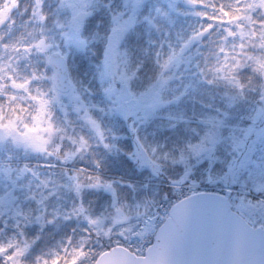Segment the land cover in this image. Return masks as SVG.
Segmentation results:
<instances>
[{"label":"rangeland","instance_id":"rangeland-1","mask_svg":"<svg viewBox=\"0 0 264 264\" xmlns=\"http://www.w3.org/2000/svg\"><path fill=\"white\" fill-rule=\"evenodd\" d=\"M154 1L156 4H161L159 0H116L115 2L112 0L108 3L111 17L109 25H106L108 32L105 45L100 52L103 65L101 74L104 78V85L98 94L91 96L90 94L86 95L75 85L73 81V78H76L75 72H73L71 90L67 94L57 93L53 85V71L48 56L52 50H59L69 59L78 62L76 57H79L80 54H86L90 42L82 33L91 25L93 17L101 9L100 0H32L33 16L27 17L29 19L22 24L23 28L20 32L25 30L24 34L26 33L29 20H32L30 24H33V21L42 24L47 20L48 14L52 16L54 26L49 27L50 34L45 37L42 36L43 39L36 41L35 44L29 47L35 55L31 49H29L31 54L28 56L29 52L27 54L22 52L26 47H22V50L17 51L16 48L20 45H17V39L12 37L9 40V48L4 55L0 56V91L5 90L8 94L5 101L0 103V107L7 110L18 108L24 115L12 117L13 114H10V117L8 115L4 122H0V155L36 159L52 154L54 156L53 161L56 162V164H52L57 165V168H61L60 163L61 165H67V162L73 161L75 162L74 169L83 170L87 168L97 173L100 171L101 165V161L95 157V150H98V148L96 149L94 145L87 143L84 137L82 139L80 136H83V133L90 134L93 137L91 142L97 143L104 154H108V150L113 148V144L116 143L118 138H111L105 131L106 122L103 120L102 115L111 112V115L118 119L122 118L129 124L133 123L132 126L134 125L135 131H141L142 122L144 123L148 118L156 116L158 110H160L159 108L165 109L170 104L171 100L165 96L166 90L177 85L179 87V85H183V82L185 88L191 86L195 90H200L201 85L204 88L206 83L209 86L214 85L217 77H224L227 68H229L228 72L230 73L229 55L238 53L241 40L248 38V36L255 39L259 35L261 41L256 43V48L258 47L261 50L263 56L261 66H259L261 69V84L258 85V89L257 86L251 87L250 94L245 93L242 100L244 103L243 105L239 104V113L236 115L234 123L231 124L229 119L228 122L226 120L220 121L217 124L219 127L214 129L217 130L216 135H209L207 144L190 153L185 162L190 164L191 173L199 171V176L208 164L207 175L209 176L208 173L214 167L213 163H209L211 160L213 162L215 159L218 162L221 160L220 163H227L229 169H233L235 164L242 171L228 172L227 175H232L238 179L237 175L245 174V179L248 181H245L244 186L247 189L253 188V190L264 191V156L256 158L253 153H250V147L252 150V147L255 146V149L257 143L264 139V19L258 20L259 15H264V0H254L251 7L245 4L246 16L243 17L247 19V22L244 21L245 24L241 20L232 21L231 19L227 22L221 20V23L215 26L214 31L201 42L194 39L197 32L201 30H197L195 34L194 32L189 34L190 28H185L182 22V33H179L180 36L172 40L173 45L177 44L176 47L169 48L170 56L166 57L161 63V74L164 78L154 84L153 88L135 91L130 84L131 75L127 70L126 59L121 56L120 43L137 21V14L141 8L147 4L153 5ZM165 1L164 9L167 12H170L173 8L175 9L174 15L185 14L188 20H194L198 16L201 18L204 15L203 12L199 14L196 7L199 4L205 5L207 1L210 2L211 0H200L199 3L196 0ZM0 3L1 15L7 11L10 2L0 0ZM22 3L26 7L25 0ZM52 3H57L54 9L58 10L59 15L64 14L63 18L58 17L57 20L52 12H48V7ZM114 4H119V6L115 9ZM221 4L219 3V5ZM23 5L22 8H24ZM243 6L241 7L243 8ZM60 9H63V11ZM158 10L162 12L161 7ZM212 10L214 13L223 14L221 8H212ZM82 12L86 13V18L81 21L79 16ZM13 18H16V16ZM10 25L12 24L9 23L8 26ZM249 25H251L250 29ZM183 33L184 35H182ZM6 35L3 34L0 38ZM226 39L231 40L232 43L235 42L236 47L234 48H237L236 51L230 45L227 46ZM26 41L29 42V38L24 40L25 43ZM170 57L172 59L168 60ZM201 57L204 58L207 65L205 73H199L202 70L199 67L196 68L195 65V63L200 62ZM17 58L19 62L16 61ZM256 63L255 59H250L249 66L253 67ZM244 64H246V60ZM32 72H34L33 75ZM208 73H213L210 78H207ZM172 77L175 79L173 80ZM192 77L194 79L197 77L198 82L193 83L194 80L190 81ZM78 78L82 79L81 76ZM163 80L164 82H162ZM235 83L238 88H240L239 85H242L240 82L239 84L238 82ZM46 86H48V89ZM196 105L192 100L187 103L188 107L186 106L193 116L199 113L200 107L204 106L203 104L201 106ZM2 113L4 114V112ZM94 113L99 115L98 119ZM193 116L191 118L193 124L207 121L204 119L200 121V119H195L196 117ZM209 123L214 125L216 121ZM248 142H255L256 145L247 144ZM59 150L62 153L58 154ZM151 160L155 165L153 168L155 178L159 177L162 172L161 166L155 159L151 158ZM78 162L84 163V166L82 164L79 166ZM35 171L41 172L37 168ZM29 172L34 171L29 170ZM1 173L11 175L9 171L4 169ZM44 174L49 176L47 183L44 184L46 186L43 185V188L46 189L45 193L51 192L53 195H63V192L68 189L63 170H45ZM174 174L176 175V173ZM224 176L226 175L218 177L219 183L213 177H209L212 182H215L212 184L225 185L226 178L224 183L220 182ZM186 179H188L186 173L179 178L182 181ZM74 180L76 188L83 187V179L74 178ZM91 180L92 184L89 186L103 190L108 189L107 183L103 179L91 178ZM194 180L201 182L203 178H194ZM240 202L243 205V212L254 217L252 220L253 225H264V200L258 199L256 202L255 200L252 202V200L247 199L245 204L243 203L244 200ZM6 205L12 206L13 204L7 202ZM145 211L147 210L143 212ZM18 215L19 213L15 212V216ZM73 216L78 217V212ZM36 220L37 224H40L41 217H36ZM110 221L112 222L108 224H106V221L102 223L103 232L107 236L115 237L122 234L128 238L140 220H134L130 215H117ZM0 223L2 224L1 237L5 233L3 229L5 221L0 218ZM9 250L7 245H1L0 243V262L4 260L9 264L11 261L18 264V256L8 255ZM14 253L13 251L12 254ZM16 254L18 255V253Z\"/></svg>","mask_w":264,"mask_h":264},{"label":"trees","instance_id":"trees-1","mask_svg":"<svg viewBox=\"0 0 264 264\" xmlns=\"http://www.w3.org/2000/svg\"><path fill=\"white\" fill-rule=\"evenodd\" d=\"M196 1L197 3L200 2V0ZM109 2H112V0H100L101 9L93 17L91 25L82 33L90 42L86 54H80L79 57H76L78 62L70 59L72 76L73 72L76 75L73 81L86 95L90 94L93 96L98 94L104 85V78L101 74L103 65L100 52L107 38L108 27L106 25L110 23ZM159 2L161 4H156L154 1L153 5L147 4L141 8L137 14V21L120 43L121 56L126 59L127 70L131 75L130 84L135 91L153 88L154 84L162 79L161 63L166 57L170 56L169 48H172V46L176 47V45L172 44V40L180 36L178 35L179 33H182V22L185 28H190L189 34L193 32L195 34L197 30H201L208 25L217 26V24L221 23V20L225 22L231 19L232 21L241 20L245 24L247 22V19L243 18L246 16L245 7L247 4L251 7L254 0L207 1L205 5L199 4L196 7L197 12L199 14L203 12L204 15H201V18L198 16L194 20H188L185 14L174 15L175 9L173 8L170 12H167L164 9L166 1L159 0ZM219 3L222 4L219 5ZM254 4L256 5V2ZM26 6L28 9L29 6ZM118 6L119 4H114L115 9ZM160 7L162 12L158 10ZM20 8L19 2H13L8 6L6 12L9 13H5L9 20L7 22L9 30L4 29V34H8L5 38L7 44H9L10 38L14 37L17 39V45H20L17 47H26L22 52L27 54L28 50L31 49L29 48L31 45L43 39L42 36L48 35H42L44 33L41 30L49 31V27L53 24L51 23L52 18L49 14L44 24L36 21L30 24L32 20H29L27 31L24 34L25 30L20 32L23 28L22 24L29 19L27 18L28 16H33V14L31 11H25V8L21 10ZM212 8H221L223 14L214 13ZM14 16L16 18H13ZM244 21L246 22L244 23ZM9 23L12 25L8 26ZM253 26L255 27L256 25ZM250 27L251 25H249V29ZM28 38L30 41H26L25 43L24 40ZM167 41L169 43H166ZM260 41L259 35L255 39L250 36L243 38L239 44L238 53L229 55L230 73L228 72L229 68H227V73L224 74V77L218 78L216 75V81L213 80L215 81L214 85L209 86L206 83L204 88L201 85L200 90H195L191 86L190 88H185L183 82V85H179V87L177 85L166 90L165 96L171 100L170 104L165 109L159 108L160 110H158L156 116H152L144 123H141L142 130L137 131L136 139H134V133L131 134L132 136L128 135L124 137L121 131H126L127 126L123 120L118 121L117 123L121 126V131L112 135V138L117 137L118 139H116V143L113 144V148L102 163L103 171L143 181L149 177H155L150 168H142L131 158L136 142L139 141L149 150L152 157L161 166L162 172L159 177L155 178L158 182L169 183L179 180L186 173L188 178H203L201 180L203 183L212 184L215 182H212L210 177H213L218 182L219 176L226 175L222 180L220 179V182L224 183L226 178V184L232 183L238 187H243L245 181H248L245 179V174L237 175L238 179L232 175H227L228 172L242 171L235 164L233 169H229L227 163H220L221 160L218 162L216 159L214 162L211 160L209 163H213L214 167L212 164L213 170L208 173L210 177L207 175L209 164L202 170V174L200 173L201 176H199V171L191 173V166L185 162V159L190 153L207 144L209 135H216L217 130L214 129L219 127L217 124L220 121L226 120L228 122L229 119L231 124H233L236 115L239 113V104L243 105L244 103L242 100L245 93L250 94V89L253 86H257L258 89V85L261 84L259 78L261 69L259 66H261L263 56L261 50L258 47L256 48V43ZM226 42L227 46L230 45L232 49H235V42L232 43L231 40L227 39ZM29 54L31 52L27 56ZM0 55H3V53H0ZM170 59L172 58L170 57ZM250 59L256 60L255 66H249ZM199 60L200 62L195 63V65L196 68L199 67L202 70L199 73H202L207 68V65L203 62V59ZM245 60L246 64H244ZM211 74L213 73H208L207 78H210ZM79 76L82 79H79ZM172 78L173 80L175 79L174 77ZM192 80H194L193 83L198 82L197 77L195 79L192 77L190 81ZM235 82L242 84L239 85L242 88L241 90L235 86ZM195 92L197 93L195 94ZM242 94L244 95L242 96ZM192 100L197 104L196 106L204 105L199 108V113L194 114V116L186 108L187 103H190ZM108 115L109 113L107 117ZM192 116L196 117L195 119H200V121L204 119L209 122L216 121V123L213 125L206 121L200 124H193L191 121ZM242 141L244 140L242 139ZM247 144L256 145L255 142H248ZM254 147H252V150L250 147V153H253L256 158L264 156V139L257 143L255 149ZM97 148L101 155L104 154V151L100 147ZM95 152L97 151L95 150ZM98 152L97 154L99 155ZM58 153L60 154L62 151L59 150ZM32 167L34 166L32 165ZM67 171L71 172V170ZM189 173L191 174L189 175ZM40 175L41 181L35 179L31 184L28 181L23 188V204L21 205V201L16 199L13 205L8 207V210H10L8 217L6 218L5 216L7 223L3 227L5 233L4 236L0 237V243L1 245H7V248L10 249L8 255L18 256V264H92L103 250L111 247L114 239L105 237V232L96 231L92 225H87V223L78 224L76 227L73 224L75 221L68 219L75 198L78 203L83 202L79 205L83 213L81 217L88 218V215H92L99 221L108 219L114 214L134 215L142 213L147 209V206H145V203L147 204V193L141 182H134L131 183L132 185H128L124 183V180L104 178L108 179L106 183L107 186L110 185V188L112 187L111 192L91 187L86 188L81 196L80 194H76V191L71 193V190L67 191V189L63 192V195H51V193H45L46 189L43 188V185L47 183L45 181L47 177L42 176L43 174ZM91 178L95 177L90 175L89 179L85 182L92 184ZM38 183L42 185L39 186ZM39 190H41V193H39ZM257 192L261 193L260 191ZM149 194L154 201L171 199L173 197V190L165 185H151L149 187ZM245 198L252 200V202L254 200L255 202L257 201L255 197L245 196ZM133 203L143 204L142 208L137 209L133 206ZM236 207L243 212L241 204H237ZM15 210L19 211L17 217L15 216ZM1 212L2 209H0ZM36 217L43 219L41 222L43 226L39 227L32 224L35 223ZM1 225L0 223V229L2 228ZM13 251L15 252L14 254H12ZM77 258L79 260L75 262ZM0 264L9 263L3 260ZM10 264L16 263L11 261Z\"/></svg>","mask_w":264,"mask_h":264},{"label":"water","instance_id":"water-1","mask_svg":"<svg viewBox=\"0 0 264 264\" xmlns=\"http://www.w3.org/2000/svg\"><path fill=\"white\" fill-rule=\"evenodd\" d=\"M211 30H205L200 38ZM50 63L56 87L69 91L67 59L54 52ZM139 155L149 165L144 151ZM95 264H264V228L252 226L226 197L195 195L172 208L144 257L116 247L103 253Z\"/></svg>","mask_w":264,"mask_h":264},{"label":"flooded vegetation","instance_id":"flooded-vegetation-1","mask_svg":"<svg viewBox=\"0 0 264 264\" xmlns=\"http://www.w3.org/2000/svg\"><path fill=\"white\" fill-rule=\"evenodd\" d=\"M3 112H4V111H3ZM1 117H3V116H1ZM2 121L4 122V121H5V119H3V120H2V118H1V119H0V122H2Z\"/></svg>","mask_w":264,"mask_h":264}]
</instances>
